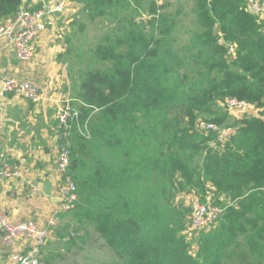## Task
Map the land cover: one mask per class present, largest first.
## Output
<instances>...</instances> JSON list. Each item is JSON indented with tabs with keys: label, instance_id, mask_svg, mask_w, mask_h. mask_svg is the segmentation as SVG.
I'll return each mask as SVG.
<instances>
[{
	"label": "trees",
	"instance_id": "trees-1",
	"mask_svg": "<svg viewBox=\"0 0 264 264\" xmlns=\"http://www.w3.org/2000/svg\"><path fill=\"white\" fill-rule=\"evenodd\" d=\"M76 1L83 4L80 16L92 20L115 17L110 10L124 9V0ZM147 1L149 14L157 16L148 23L156 22L163 37L171 36L170 17L159 13L164 6ZM195 2L204 28L192 39L195 53L174 52L164 39L152 45L157 34L150 32L148 39L118 20L122 35L106 37L107 45L96 53L100 65L82 72L73 106L90 137L73 125L68 173L77 186V201L62 216L74 219L51 233L42 263L56 264L49 245L53 236L71 241L67 230L72 223L94 229L122 264H225L224 249L235 251L234 245L241 263L246 255L263 256L264 20L258 21L243 0ZM24 3L0 0V25ZM141 4L136 0L138 8ZM222 39L237 45L235 58L228 57ZM226 96L246 100L261 112L229 123V114L219 111L218 101ZM199 118L236 132L223 145L218 131H199ZM179 141L182 148L205 151L201 166L188 168L179 152L165 150ZM184 190L195 191L202 203L209 193H218L220 200L212 203L225 208L222 220L201 236L194 251L182 233L186 213L175 204Z\"/></svg>",
	"mask_w": 264,
	"mask_h": 264
},
{
	"label": "crops",
	"instance_id": "crops-1",
	"mask_svg": "<svg viewBox=\"0 0 264 264\" xmlns=\"http://www.w3.org/2000/svg\"><path fill=\"white\" fill-rule=\"evenodd\" d=\"M45 1L25 0L24 6L38 9ZM69 1L78 2L68 0L64 10L49 14L48 28L36 40L32 59H20L12 37L0 36V79H29L43 93L38 103L13 94L0 98V162L8 158L20 166L19 176L0 177V211L10 221L32 220L40 227L48 225L59 205L62 175L56 164L59 150L56 101L60 92H64L74 102L66 92L70 81L63 70L70 57L65 40L74 27ZM14 252V247L3 243L0 233V264H11Z\"/></svg>",
	"mask_w": 264,
	"mask_h": 264
},
{
	"label": "rangeland",
	"instance_id": "rangeland-1",
	"mask_svg": "<svg viewBox=\"0 0 264 264\" xmlns=\"http://www.w3.org/2000/svg\"><path fill=\"white\" fill-rule=\"evenodd\" d=\"M141 1L142 4L140 5V8H138L136 5V0H124L123 10H121V7L113 8L112 10H110L109 13L114 12L115 14H117L115 17L107 14L104 17H96L95 20H92L86 16H80V2L73 3V1H69L71 22L73 20L72 23H74L76 19L79 22L78 24H76V26L73 27V30L70 33L71 35L69 34L71 37V44H69V42L67 41L69 39V35H67L66 37V50H69L71 48L72 54L68 58L63 70H66L70 81L69 85H67L70 88H67L66 90L68 91L66 92L70 93L71 97H73L74 100L76 99L75 95L82 72H84L88 68H95L100 65L98 63L96 55L98 47L100 45H107L106 37L116 38L118 35H122L120 34L118 28V20L121 26L125 25V28L133 29L136 31V33H141L148 39L152 38V36H150L149 34L150 32H154V34H157L158 36L151 42L152 45H155L158 39H164L166 42H168L167 46L174 49V52L178 50L181 53H195L192 50L194 49L192 48V39L195 37L196 32H201L204 30L203 25L198 21V16L196 14L197 4L195 0H157L158 5L164 6V9L159 11V13L162 12L160 16L164 15L165 19L167 17L169 19L170 17L172 27L174 28L173 33L169 37H163L161 35L156 22L148 23V19L150 17H154L155 15L149 14L147 9L148 1ZM155 17L157 19V16ZM121 20L124 22H122ZM261 20H264V17L262 19L258 17V21ZM69 24H67L66 27ZM220 43H225V45L227 46L230 45V43H226L223 39L220 40ZM182 46L183 49H178ZM236 47V44L229 46L228 57L230 55L232 58L236 57ZM125 48L126 47H121L120 49L123 50ZM224 100L218 101L219 106L221 107L219 111L227 112L229 114V123H235L237 120L248 117L249 115H256L259 112L258 108H256L254 105H251L250 109L244 114H240L239 112H228L224 105ZM200 121L205 120L199 118L196 123V127L198 126ZM235 132L236 129L234 133ZM165 150L167 152H179V157L181 159H184L187 163V167L191 169H195L202 165V160L204 158L205 152L204 150L198 152L189 147L182 148L181 141H179L178 143H174V145H171L170 147L168 144ZM193 196H195L199 202H202L201 197H198L195 191H181L175 198L176 206H178L179 209H183L186 213V227L182 233L183 235L188 237L190 241V251H194L198 248L197 244L202 235L215 229V225L212 227L209 226L207 229L205 228L202 230L192 229L190 221L191 207L195 202H198L193 199ZM220 197L221 196L218 195V193H209L205 198L207 201L209 198H217L220 200ZM65 214L67 213H60L59 219H55V225L52 232L54 230L63 231V228L65 227L67 221L70 218L74 219L69 215L62 217ZM223 215L219 217L218 221L215 224L219 223L222 220ZM83 226L84 225L78 226L77 223H72V225H69V228L67 230V238H69L71 241L65 242L63 241V239L58 238L57 236H53L52 240H54L51 241L49 245V249L52 250V262L56 264H122L120 263L121 261L118 260V258L112 253V250L108 246H106L105 241L101 238L100 234H98L91 227L85 228ZM249 231H251V228H249ZM72 236L75 238H72ZM244 239L245 236L243 235L239 238L241 242H243ZM233 249L235 251L231 250L229 247H226L224 249V259L226 261L225 264H254V262H256L258 259L264 260V254L263 256L253 258H250L249 255H246L248 257V260H246V263H241L239 260H236L235 257L242 256V254H238L239 252L235 245L233 246ZM230 261H235V263H229Z\"/></svg>",
	"mask_w": 264,
	"mask_h": 264
},
{
	"label": "built area",
	"instance_id": "built-area-1",
	"mask_svg": "<svg viewBox=\"0 0 264 264\" xmlns=\"http://www.w3.org/2000/svg\"><path fill=\"white\" fill-rule=\"evenodd\" d=\"M250 13L260 19L264 17V0H243ZM68 0H47L38 9L22 6L18 13L0 25V36L10 35L11 42L17 56L22 60H30L35 55V42L48 28L50 13L60 12L65 9ZM7 94H13L38 103L43 99V93L39 85L29 79H0V98ZM61 93L57 103V137L59 150L56 158L57 171L62 175L59 195V205L46 227H40L32 220H8L0 211V233L3 243L8 247H14L15 252L11 256V264H44L41 254L50 238L55 225V219L60 213H67L73 209L77 201L76 183L68 173L70 164V135L73 125L82 134L89 136L87 123L81 125L78 121L79 111L73 106V100ZM75 101V100H74ZM224 105L229 112L244 114L252 104L236 97H226ZM256 111V110H255ZM200 132L218 131L219 140L224 145L225 141L234 133L231 127L220 128L216 124L200 121ZM20 175V166L11 162L8 158L0 162V177L5 179ZM195 201H198L193 196ZM209 198L205 203L195 202L191 207L190 221L192 229L202 230L212 227L224 212V207L212 203ZM58 215V216H57ZM51 230V231H50Z\"/></svg>",
	"mask_w": 264,
	"mask_h": 264
}]
</instances>
